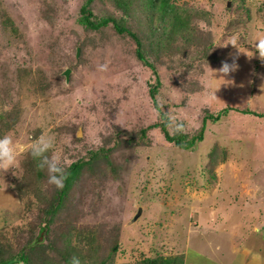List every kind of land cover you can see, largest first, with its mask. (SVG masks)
<instances>
[{
  "label": "rangeland",
  "instance_id": "374dc122",
  "mask_svg": "<svg viewBox=\"0 0 264 264\" xmlns=\"http://www.w3.org/2000/svg\"><path fill=\"white\" fill-rule=\"evenodd\" d=\"M82 1L0 0V95L6 88L30 110L4 134L17 156L15 169L0 170V248L13 244L14 254L21 244L13 239L30 241L44 207L36 198L50 194L47 180L31 181L34 171H25L33 160L30 151L24 154L29 142L51 136L55 148H66L51 152L67 165L75 136L86 143L83 155L87 149L109 151L84 163L70 181L40 238L44 244L29 252V264H70L72 256L81 264H143L182 252L187 264H264V118L240 113L264 114V61L253 55V42L264 38V11L255 3L246 11L239 0H178L209 10V25L200 21L207 32L202 42L177 53L171 45L168 57L153 60L162 79L161 110L187 135L199 130L206 113L237 110L207 122L202 141L183 150L159 129L139 137L140 128L159 122L147 95L149 73L126 67L104 35L83 32L77 23ZM206 42L212 47L206 49ZM210 54L217 61L208 60ZM222 61L238 65L225 77L230 81L215 71ZM99 64L107 70L99 71ZM20 66L36 76L32 85L13 79ZM173 128L171 123L168 130ZM16 186L29 187L27 196Z\"/></svg>",
  "mask_w": 264,
  "mask_h": 264
},
{
  "label": "trees",
  "instance_id": "16d2710c",
  "mask_svg": "<svg viewBox=\"0 0 264 264\" xmlns=\"http://www.w3.org/2000/svg\"><path fill=\"white\" fill-rule=\"evenodd\" d=\"M239 1L244 3V6L248 9L246 11H249V7L254 3L258 11H264V0ZM190 5L187 3L180 4L178 0H83L78 7L77 19V23L81 26L83 32L100 33L105 36L106 41L110 40L111 46L115 45L117 48V54L123 56L124 59L121 60V62L125 64L126 67L133 65V67L137 68V71L146 70L147 74L149 73V77L145 81L147 95L149 96L153 109L158 114L159 122L151 124L147 128H140L138 132L139 137L144 139L147 130L159 129L167 143H172L175 147L183 150H191L197 142L202 141L207 122L215 123L218 121L219 116L227 114L229 111H237L235 108L226 107L219 110L216 114L206 113L201 121L202 123L199 130L194 134L191 133L187 135L184 131L177 133L174 131V128L172 131L168 130V126L171 124L169 116L161 110L158 104V97L163 88L162 79H160L158 68L153 60H160L168 57L169 53H171V45H174L173 52L177 53L183 50L185 44L193 43L194 41L202 42V37L207 32L202 28L200 21H203V23L207 22L209 25L205 15H209L210 12L206 10V8H197L194 4ZM262 16L264 17V13ZM249 19L248 22L251 21L250 17ZM206 45V49L212 47L211 44L207 42ZM207 58L208 60L215 61L218 59L214 54H210ZM18 70L13 78L17 84L22 87L23 85H32L34 83V78H36V76H32L30 70L23 68V66H20ZM1 72L4 77H7L5 70ZM132 72L135 76L134 69ZM2 82L5 83V81ZM7 86H11L8 84V81L6 82V87ZM40 87L42 88V84H40ZM4 89L8 91V89ZM5 90L3 95H0L2 97V101L0 100V136H3L6 132H10L18 123L23 113L30 112L27 107L28 105L24 106L22 109V107H19L18 104L13 101L15 97L11 98L10 93ZM18 90H21V88L19 87L17 91ZM240 113L252 114L264 118V114L253 112L248 109H243ZM31 114L36 121V115L33 113ZM72 135L73 134H71V136ZM126 140L127 138L124 141ZM129 140H131V138H129ZM32 141L33 140L29 142L30 145H32ZM72 143L74 144L71 149V151H73L72 160L66 165L67 178L64 182V187L62 189H57L54 185L50 184V194L47 196H37L38 198L36 199L44 206L41 207L39 211V216L42 221L37 231L33 234L32 238H30V241L24 244H22V238L17 237L13 239V243L16 242L17 244H21L17 249L14 248V254H11L13 244L2 246L0 248V264H29V252H36L33 250H35V248H41V245L44 244L40 238L48 231L47 224L51 221L53 216H55L58 209L61 208L62 202L66 196V190H68L70 183L77 177L82 165L86 162L90 163L99 155H105V153L109 151V148L107 150L103 148L87 149L85 151L88 153L83 155L80 152L81 148L86 145L83 139H76V137L73 136ZM56 144L57 142L54 141V147L51 151H66L63 144L55 148ZM224 149L225 148L221 147L218 155H224ZM214 150L216 151V147H214ZM28 151L29 149L24 154L28 153ZM50 154L53 153L50 152ZM214 157L215 154L211 153V162L215 164ZM25 171H34L35 179L32 178L31 181L36 180L37 177L48 181L47 171L39 169L37 161L34 159L25 165ZM31 186L33 185L31 184ZM24 187L30 189L27 186ZM24 187L21 189L17 187L15 189L25 197L28 192L24 191L27 190ZM262 218H264L263 214L260 219ZM201 229H199V231L202 232ZM187 236L188 233H186V237ZM115 250L116 247L113 251ZM101 264H106V261H103ZM143 264H184V254L183 252L179 253L170 260H163L162 258L157 260L148 257L143 261Z\"/></svg>",
  "mask_w": 264,
  "mask_h": 264
},
{
  "label": "clouds",
  "instance_id": "9594fccd",
  "mask_svg": "<svg viewBox=\"0 0 264 264\" xmlns=\"http://www.w3.org/2000/svg\"><path fill=\"white\" fill-rule=\"evenodd\" d=\"M234 47L237 48L235 41L230 42ZM256 55L261 61H264V38H258L253 42ZM238 49V48H237ZM107 64L97 65V69L101 72L107 70ZM238 65L233 61L229 63L222 61L221 67L216 72L221 74L224 81H230L225 79L230 72L236 71ZM228 84V83H224ZM162 107V102H159ZM170 122L174 125V131L179 133L183 131V124L176 120L175 117H169ZM54 147V140L51 136L45 137L41 135L31 145L29 151L30 155L34 160L37 161L39 169L47 171L48 183L54 185L57 189L64 187V182L67 178L66 164L61 160V157L50 154ZM17 152L13 145L12 138L8 135L0 136V170L7 171L9 168L16 166ZM70 264H81V260L77 256L70 258Z\"/></svg>",
  "mask_w": 264,
  "mask_h": 264
},
{
  "label": "crops",
  "instance_id": "0c3cea01",
  "mask_svg": "<svg viewBox=\"0 0 264 264\" xmlns=\"http://www.w3.org/2000/svg\"><path fill=\"white\" fill-rule=\"evenodd\" d=\"M208 213H209L210 216H213V214H214V215L217 214V210H215V211H213V212H208ZM219 228H220V227H219ZM236 229H237V228H236ZM236 229H235V228H233V229H229L227 234H231V230H234V233H235V232H236ZM225 232H227V231H223V233H225ZM185 261H186V260H185V258H184V264H187ZM247 263H248V262L245 261V260L243 259L241 264H247ZM252 264H256V260H254V262H253Z\"/></svg>",
  "mask_w": 264,
  "mask_h": 264
},
{
  "label": "water",
  "instance_id": "95a60500",
  "mask_svg": "<svg viewBox=\"0 0 264 264\" xmlns=\"http://www.w3.org/2000/svg\"><path fill=\"white\" fill-rule=\"evenodd\" d=\"M69 73H70L69 69H65L64 72L62 73V76L65 77L66 82L68 81ZM140 212H141V209H138L135 217H138L140 215Z\"/></svg>",
  "mask_w": 264,
  "mask_h": 264
}]
</instances>
